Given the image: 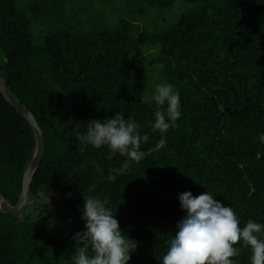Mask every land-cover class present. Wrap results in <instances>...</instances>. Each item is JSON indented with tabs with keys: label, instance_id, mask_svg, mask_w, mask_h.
Listing matches in <instances>:
<instances>
[{
	"label": "trees",
	"instance_id": "trees-1",
	"mask_svg": "<svg viewBox=\"0 0 264 264\" xmlns=\"http://www.w3.org/2000/svg\"><path fill=\"white\" fill-rule=\"evenodd\" d=\"M78 1L87 6L89 30L71 33L63 9L36 45L17 0H0L3 76L35 116L46 145L26 219L0 210V264H74L84 197L38 208L68 188L76 194L97 188L95 197L108 198L122 233L137 244L128 264H160L186 214L178 199L186 191L194 197L207 191L231 206L241 228L249 220L264 224V143L258 141L264 133V0ZM46 7L29 11L45 17ZM117 7L129 20L110 27L107 11L117 16ZM169 10L181 13L175 25L159 29L157 19L148 22ZM161 83L179 92L181 115L163 134L166 145L155 150L161 133L151 126L152 96ZM115 113L149 136L139 162L107 146L81 149L77 137L87 123ZM35 150L32 127L0 91V193L12 206ZM234 247L239 255L231 259L251 264L250 247L242 241Z\"/></svg>",
	"mask_w": 264,
	"mask_h": 264
},
{
	"label": "clouds",
	"instance_id": "clouds-1",
	"mask_svg": "<svg viewBox=\"0 0 264 264\" xmlns=\"http://www.w3.org/2000/svg\"><path fill=\"white\" fill-rule=\"evenodd\" d=\"M152 100L156 111L151 126L161 133L155 145V150H159L166 145L163 134L176 126L181 115V100L170 83L156 85ZM138 129L135 120L115 113L103 121L90 120L86 132L78 134L77 139L82 150L88 146L97 149L107 146L112 153L118 152L129 161L139 162L145 157L140 145L147 142L149 136L141 135ZM258 141L264 143V133L259 135ZM123 168H127V163ZM178 199L186 214L177 222V231L160 264H236L231 258L239 255V248L234 245L240 241L251 249V264H264V224L249 220L244 227H239L233 208L207 191L195 197L186 191L180 193ZM81 219L84 230L73 237L75 245L80 246L74 264H128L137 244L122 233L107 197L101 200L94 195H84Z\"/></svg>",
	"mask_w": 264,
	"mask_h": 264
},
{
	"label": "rangeland",
	"instance_id": "rangeland-1",
	"mask_svg": "<svg viewBox=\"0 0 264 264\" xmlns=\"http://www.w3.org/2000/svg\"><path fill=\"white\" fill-rule=\"evenodd\" d=\"M17 2L19 7L23 9V11L28 15V18L31 21L32 34L34 37V43L36 45L41 44L44 41V38L50 35V31H51L50 26H53L56 23L58 19L56 17L57 15H60V13L63 12V9H64V13H66L67 10V14H66L67 19L69 22H71L69 24L73 26L70 29L71 33L80 35L83 34V32H87L89 30V26L85 25L86 22L84 20V6L85 7L87 6L83 5V3H80V1L77 2V0H51L49 2H46V0H17ZM35 4H41V5L46 4L47 7L45 8L44 11L46 14H48V16L45 15V17H43L39 13H31L29 11L31 9L29 8L34 7ZM74 11L76 12V14L78 13V16L76 17L71 16L72 12ZM116 12H117L116 13L117 16L112 15V10L107 11V14H109V16H106L107 17L106 21H109L110 27L113 26L116 27V23L119 19L126 18L129 20L128 12H126V16H125V9H119L117 7ZM177 12L178 14L174 16L173 14L175 13V10H169L165 12L162 15V17L159 16H154L153 18L148 17L147 20L149 22L154 20V18L157 19L158 23L156 26L154 25V27L155 28L159 27V29H162L165 26L169 25L170 21H171V26H173V24L175 25L177 18L179 17V15H181V13H179V10ZM163 21L165 23H163ZM110 29L113 30L112 28ZM145 53L149 54L151 53V51H146ZM154 87H156V85ZM63 200H64V194L56 192L49 196H46L45 200L39 204L38 208L40 211L41 210L43 211V209L46 208L45 206L53 209L58 203L62 202Z\"/></svg>",
	"mask_w": 264,
	"mask_h": 264
},
{
	"label": "water",
	"instance_id": "water-1",
	"mask_svg": "<svg viewBox=\"0 0 264 264\" xmlns=\"http://www.w3.org/2000/svg\"><path fill=\"white\" fill-rule=\"evenodd\" d=\"M0 91L4 96L5 100L23 117L25 118L30 126L32 127L34 134L36 136V150L32 162L27 168L24 177H23V189L19 197V201L16 206L10 205L6 198L0 193V210L4 214L12 215L19 221H24L28 215V200H29V190L31 184L41 166L43 157L45 154V135L40 127L38 121L36 120L33 113L22 105L11 93L9 90L0 64ZM84 171V168H81L75 176L72 178V181H75L79 178L81 173ZM97 188H94L91 191L76 194L70 190V188L64 190V200L76 199L78 197H84V195H93L96 192Z\"/></svg>",
	"mask_w": 264,
	"mask_h": 264
}]
</instances>
